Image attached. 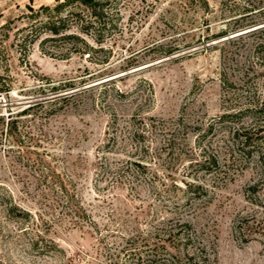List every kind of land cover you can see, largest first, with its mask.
<instances>
[{
	"label": "rangeland",
	"instance_id": "rangeland-1",
	"mask_svg": "<svg viewBox=\"0 0 264 264\" xmlns=\"http://www.w3.org/2000/svg\"><path fill=\"white\" fill-rule=\"evenodd\" d=\"M115 3L107 51L92 62L49 57L38 43L23 59L4 42L0 264H146L149 248L177 253L164 234L184 223L212 264H264V173L255 155L225 157L236 125L219 120L239 98L251 45L264 40L236 38L264 27V0ZM53 4L0 0V25ZM55 96L72 97L14 115ZM8 199L27 215H8Z\"/></svg>",
	"mask_w": 264,
	"mask_h": 264
},
{
	"label": "trees",
	"instance_id": "trees-1",
	"mask_svg": "<svg viewBox=\"0 0 264 264\" xmlns=\"http://www.w3.org/2000/svg\"><path fill=\"white\" fill-rule=\"evenodd\" d=\"M202 1L205 3V0ZM115 5V0H55L52 6L42 5L38 8L27 6L26 11L17 18L0 25V71H7L8 68V52L4 42L9 38L13 40L11 46L15 47L23 59L30 47L38 43L39 51L49 57L62 60L75 54L85 57L90 62L97 60L94 57L96 53L107 51L102 47L104 33L115 30L114 18L111 14ZM261 14L264 19V12ZM17 23L20 26H17ZM240 27L243 26L238 25V28ZM228 32H221L217 37H223ZM255 34L264 36V27L238 35L236 38L241 39ZM87 38H90L92 43ZM227 41L232 42V40ZM249 51L251 55L243 65L239 98L233 106V111L222 114L219 120L221 122L229 120L236 125L228 131L230 140L224 145L225 157H236L239 161H243L244 158L250 159L252 155H255L257 164L264 173V40L253 43ZM100 63L105 64L106 62L101 61ZM102 75L104 74L100 73V76ZM258 77L262 80L260 81ZM10 79L9 75L0 73L1 96L9 95ZM68 87L70 86H52L49 92L56 94ZM71 97L55 96L39 100L14 115L15 117L27 115L44 104H48V109H50ZM8 117L13 118L11 114ZM244 120L250 123L244 126L242 124ZM1 121L2 118H0ZM15 121L13 119L7 121L9 131L15 129ZM212 163L217 164V159L213 158ZM130 165L136 168V173H144L140 162H132ZM202 168L207 169L204 165ZM9 205L10 207L6 210L8 215L12 216L14 211L21 215L19 217L27 215L11 204V201ZM177 228V230L167 231L164 234V241L173 246L177 253H171L164 246L158 247L159 249L149 248L145 252L146 264H212L205 245L198 244L194 247V239L187 229L184 230L190 226L184 223L179 224ZM189 245L194 247L195 252L187 251ZM157 250H160V255ZM179 250H183L182 254Z\"/></svg>",
	"mask_w": 264,
	"mask_h": 264
}]
</instances>
